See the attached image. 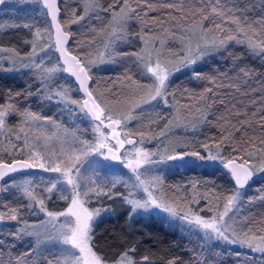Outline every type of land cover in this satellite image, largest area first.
<instances>
[{
    "label": "snow or ice",
    "instance_id": "snow-or-ice-1",
    "mask_svg": "<svg viewBox=\"0 0 264 264\" xmlns=\"http://www.w3.org/2000/svg\"><path fill=\"white\" fill-rule=\"evenodd\" d=\"M15 2L32 7L7 27L30 38L23 52L0 46V73L28 82L0 89V264H264V218L246 209L264 195L245 191L264 180V0ZM217 58L229 68L195 69ZM108 64L123 66L122 87L96 75ZM182 69L203 86L178 99ZM206 126L216 132L201 140ZM197 170L222 171L230 188L166 181ZM117 203L129 222L178 226L195 244L189 260L130 237L101 249L97 222Z\"/></svg>",
    "mask_w": 264,
    "mask_h": 264
},
{
    "label": "trees",
    "instance_id": "trees-1",
    "mask_svg": "<svg viewBox=\"0 0 264 264\" xmlns=\"http://www.w3.org/2000/svg\"><path fill=\"white\" fill-rule=\"evenodd\" d=\"M107 2V0H104ZM20 5L16 7L9 8L11 11L9 17L0 18V24L4 25V29L0 30V45L14 46L19 48L22 52L27 50V46L24 45L23 41L30 38V33L24 28H10L7 27L13 23L22 24L27 13L17 11ZM29 8L32 6L28 5ZM8 18H11L8 19ZM75 27V26H74ZM133 46H128L127 50H131ZM248 63V61H245ZM231 61L226 59L217 58L215 60L209 59L207 63H200L195 66L197 71H200L204 74H213L217 69L225 71L229 68ZM103 71L97 72L96 75L110 82L115 80L117 81L116 87H122L123 85L117 79L121 76L123 72V66L120 64H108L102 66ZM95 71V70H94ZM28 82L27 77L17 76L13 78L11 73H0V89L13 88L14 90H20L26 86ZM103 86V85H102ZM171 86L176 89L177 98H180V94L183 89L187 88L192 91H200L203 86V82H197L192 79V73L189 69H182L180 72H176L171 78ZM254 86L258 87L254 83ZM33 107H36L35 98H32ZM247 104V100H245ZM36 110H39L36 108ZM47 115H52L56 111L54 107H51L49 110L48 107L44 109ZM65 123L70 126L71 122L65 117ZM163 122H161V127ZM87 125H81L83 129ZM216 132V129L211 126H206L204 128V133L199 138L204 140L205 137L211 136ZM183 131L180 129L175 130L176 138L179 136L183 138ZM191 136V133H188ZM155 143V142H153ZM147 147L152 148L153 144H148ZM190 178H196L203 181L215 182L217 186L221 187V190L224 188H230L229 178L224 175L222 171L212 172L207 170L202 172L197 170L196 172H186L181 174H167L166 181L168 183H183ZM264 189V180L257 178L255 182L251 183L248 188L245 189L247 193V198H258L261 195H264V192L261 191ZM60 201H57L54 205ZM111 204V202H107ZM52 206V205H50ZM116 209L115 215L104 214L103 217L97 222L95 232H96V242L101 247V249L108 251V246L116 243L119 239L130 237L132 239H137L141 241L140 251L144 252L146 250H152L156 253L158 257H169L171 255H179L183 257L184 260H189L191 255L190 249L195 247V244L190 242L187 234H182L178 226H170L165 219H162L158 216H150L140 218L138 221H128L127 216L124 214V209L120 207L119 203L111 205ZM246 209L250 210L251 214L255 217L256 221L259 222L264 218V204H262L258 199H254L252 205H246ZM256 227H260V224L257 223ZM11 238H9L10 240ZM194 240L195 238H191ZM28 244L26 242L20 243L17 242V252L26 251ZM224 264H236L235 260L228 257H224Z\"/></svg>",
    "mask_w": 264,
    "mask_h": 264
},
{
    "label": "rangeland",
    "instance_id": "rangeland-1",
    "mask_svg": "<svg viewBox=\"0 0 264 264\" xmlns=\"http://www.w3.org/2000/svg\"><path fill=\"white\" fill-rule=\"evenodd\" d=\"M17 5H19V4H17L16 2H15V0H6V3L5 4H3V5H0V18H6L7 19V17H9V14H10V10H9V8H12V7H16ZM21 6V5H20ZM31 6V5H30ZM21 7H23V8H25V9H28L29 7H28V5H23V6H21ZM21 7H18V8H21ZM20 13L22 12V11H19ZM25 13V12H24ZM8 19H10L11 20V18H8ZM1 35V34H0ZM1 46V45H0ZM3 46H5V47H8V46H6V45H3ZM72 126V124L69 126V127H71ZM163 126V125H162ZM126 171V170H125ZM102 175H103V172L101 173ZM58 210L59 209H62L63 207H64V202H62V201H60L58 204H57V206H55ZM31 219H35L34 217L33 218H31Z\"/></svg>",
    "mask_w": 264,
    "mask_h": 264
}]
</instances>
